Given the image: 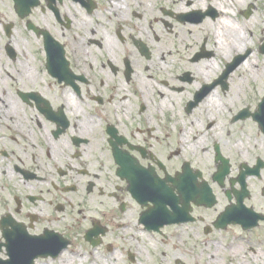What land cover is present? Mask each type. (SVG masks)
I'll return each instance as SVG.
<instances>
[{
  "label": "flooded vegetation",
  "instance_id": "af4514ba",
  "mask_svg": "<svg viewBox=\"0 0 264 264\" xmlns=\"http://www.w3.org/2000/svg\"><path fill=\"white\" fill-rule=\"evenodd\" d=\"M256 15L264 0H0V264H264L260 100L232 91L254 51L219 55V22L252 38Z\"/></svg>",
  "mask_w": 264,
  "mask_h": 264
},
{
  "label": "rangeland",
  "instance_id": "374dc122",
  "mask_svg": "<svg viewBox=\"0 0 264 264\" xmlns=\"http://www.w3.org/2000/svg\"><path fill=\"white\" fill-rule=\"evenodd\" d=\"M259 2L261 3V1ZM251 21L254 27V36L251 38L250 35H248L250 40L248 47L252 48L254 52L248 56V59L250 58L252 62L258 63L257 68L259 67L261 71L258 73L259 76L254 79L252 75L256 67L251 69L249 66L246 67L242 65L240 69L235 72L236 74L233 75L234 82H232V91H235L234 94H236V96H234V100L238 107L249 106L250 104L255 106L256 103H254V101L264 97V56L257 51L263 43L260 39L264 36V34L261 33L264 27V18H262L261 15H256V20L252 19ZM170 39L172 44V38L170 37ZM258 43L259 45H257Z\"/></svg>",
  "mask_w": 264,
  "mask_h": 264
},
{
  "label": "bare ground",
  "instance_id": "6f19581e",
  "mask_svg": "<svg viewBox=\"0 0 264 264\" xmlns=\"http://www.w3.org/2000/svg\"><path fill=\"white\" fill-rule=\"evenodd\" d=\"M223 20L224 21L219 22L221 26V32H220L221 49L219 55L226 60L236 53L243 52L247 44H249L250 40L248 38V35H250L252 31L250 30V26H251L250 22L241 23V25L239 26L236 22L233 21L230 22L229 20H226V18H224ZM200 28L201 30L207 32L210 28V22L204 20L203 23L200 25ZM225 46L227 47L228 50L225 48ZM255 63L256 62H252V60L249 58L243 64V66L246 67L249 66L251 67V69L253 67H256L252 75L254 79H256V77L259 76L258 73L259 71H261L259 67L257 68L258 63L256 64ZM203 64L204 66H206L208 65V62L206 61ZM239 69L240 67L237 70Z\"/></svg>",
  "mask_w": 264,
  "mask_h": 264
},
{
  "label": "water",
  "instance_id": "95a60500",
  "mask_svg": "<svg viewBox=\"0 0 264 264\" xmlns=\"http://www.w3.org/2000/svg\"><path fill=\"white\" fill-rule=\"evenodd\" d=\"M242 56H239L237 59H241ZM238 60L237 63L234 65L233 68H235L238 64ZM256 120L260 123V125H262V127L264 128V98L263 100L260 102V109L257 113L254 114Z\"/></svg>",
  "mask_w": 264,
  "mask_h": 264
}]
</instances>
